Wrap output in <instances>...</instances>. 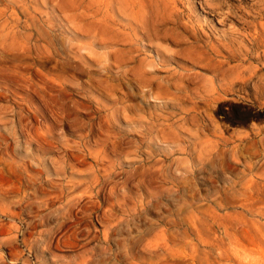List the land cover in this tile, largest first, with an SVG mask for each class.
Masks as SVG:
<instances>
[{"label": "rangeland", "instance_id": "374dc122", "mask_svg": "<svg viewBox=\"0 0 264 264\" xmlns=\"http://www.w3.org/2000/svg\"><path fill=\"white\" fill-rule=\"evenodd\" d=\"M0 264H264V0H0Z\"/></svg>", "mask_w": 264, "mask_h": 264}]
</instances>
